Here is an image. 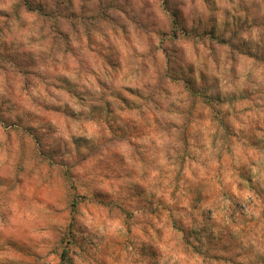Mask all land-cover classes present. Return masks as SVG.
Returning <instances> with one entry per match:
<instances>
[{
  "label": "rangeland",
  "instance_id": "rangeland-1",
  "mask_svg": "<svg viewBox=\"0 0 264 264\" xmlns=\"http://www.w3.org/2000/svg\"><path fill=\"white\" fill-rule=\"evenodd\" d=\"M164 9L0 10V219L30 216L7 264H264V0ZM86 208L109 235L85 238Z\"/></svg>",
  "mask_w": 264,
  "mask_h": 264
},
{
  "label": "clouds",
  "instance_id": "clouds-1",
  "mask_svg": "<svg viewBox=\"0 0 264 264\" xmlns=\"http://www.w3.org/2000/svg\"><path fill=\"white\" fill-rule=\"evenodd\" d=\"M34 2H38V0H34ZM111 2V0H103V4L100 3V0H96V4L101 6V7H107L108 4ZM165 2L167 3L168 9L171 10H179V6L182 3V0H160V11H152L150 13H147L146 15L150 16L152 18V22L156 23L157 19L160 14L165 12L164 9V4ZM119 3L121 6H123L126 3V0H119ZM11 8V0H8L7 3H0V10L4 12H8ZM76 14V13H73ZM181 24H183V20L180 19ZM261 20L259 17L256 18V23L260 24ZM188 28L194 27L193 25H188ZM260 29L258 28H253L252 29V34L256 35ZM243 41L247 42L248 38L242 37L241 38ZM249 50L252 51L251 47H249ZM264 51V47L258 48L253 52V54H259L260 52ZM97 94H100V90L96 89L95 90ZM97 197L100 199H104L106 201L111 202L115 198V193L112 194L111 196L107 193H104L102 191H99L96 193ZM6 198L3 195H0V212H4L6 208L8 207H14V205H8L5 202ZM76 224L77 227L81 229L82 233L84 234L85 238L87 239H101L103 237H106L109 235L100 225L102 223H106V219L103 221H98L94 214L92 213L91 208H86L83 211H80L77 213L76 217ZM30 221V216L27 213V209L23 213L17 212L16 215V220L15 222H9L4 219H0V234H6L8 230L10 229H25L28 227V223ZM0 260H4L7 264L8 261H13L14 258L8 257L6 253L0 252Z\"/></svg>",
  "mask_w": 264,
  "mask_h": 264
},
{
  "label": "trees",
  "instance_id": "trees-1",
  "mask_svg": "<svg viewBox=\"0 0 264 264\" xmlns=\"http://www.w3.org/2000/svg\"><path fill=\"white\" fill-rule=\"evenodd\" d=\"M195 187L198 189V188L201 187V185H200V184H197V186H195ZM66 243H67V244H69V243H74V244H76V241H75V239H74V235H73V234H72V239H71V240H68ZM67 244H65V246H63V249H62V252H61V257H62V258H65L66 254H67V252H68V246H67ZM69 264H71V262H69Z\"/></svg>",
  "mask_w": 264,
  "mask_h": 264
}]
</instances>
